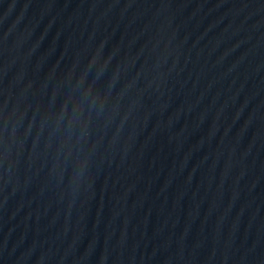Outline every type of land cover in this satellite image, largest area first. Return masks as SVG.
Returning a JSON list of instances; mask_svg holds the SVG:
<instances>
[{
    "label": "water",
    "instance_id": "obj_1",
    "mask_svg": "<svg viewBox=\"0 0 264 264\" xmlns=\"http://www.w3.org/2000/svg\"><path fill=\"white\" fill-rule=\"evenodd\" d=\"M0 264H264V0H0Z\"/></svg>",
    "mask_w": 264,
    "mask_h": 264
}]
</instances>
